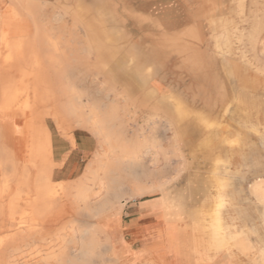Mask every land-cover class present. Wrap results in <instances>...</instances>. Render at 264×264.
<instances>
[{
	"label": "bare ground",
	"instance_id": "1",
	"mask_svg": "<svg viewBox=\"0 0 264 264\" xmlns=\"http://www.w3.org/2000/svg\"><path fill=\"white\" fill-rule=\"evenodd\" d=\"M175 1L190 11L187 21L199 45L207 43L206 28L216 33L214 38L221 39L220 31L231 25L234 29L244 26L250 30L249 43L253 47L260 43L264 56V39L258 36L264 30V0ZM58 2L61 9L48 16V75L40 80L36 72L40 63L34 58L31 73H24L32 80L18 91L19 105L13 111H6L14 115L31 112L38 122L28 123L30 126H26L17 143L0 142V264H218L212 263L217 259L211 254L223 251L227 254L224 264H234L230 254L232 236H224L229 226L224 225L220 211L212 213L213 222L208 225L194 223L187 238L183 198L170 196L165 189L168 181L145 184L136 171L146 156L151 157L153 164L160 161L159 155L169 161L166 153L153 137L144 141L147 144L153 141L146 147L130 144L126 137L127 117L137 120L142 109L148 111L146 117L152 127L172 131L177 143L190 126L213 128L206 117L209 114L193 115L178 99L164 106L165 100L157 101L155 89L142 91L145 76L149 75V71H144L142 58L153 59L154 71L166 67L174 58L203 61L208 57L207 51L200 50L198 45L189 47L184 42L189 40L183 36L170 41L162 34L153 33L143 34L141 38L142 43L150 44L149 48L146 44L144 47L128 44L127 22L142 32L154 31L164 24L134 12L124 0ZM8 12L11 20L18 19L12 8ZM242 36L238 34L239 40ZM221 45L218 40L217 49L230 54ZM14 55L21 59L24 49H14ZM233 66L234 74L240 67L235 62ZM182 70L206 74L212 67L204 63V67L193 70L182 66ZM256 72L262 74L264 70L259 68ZM241 78V88L249 96L262 84L256 74ZM229 94L203 92L200 99L207 111L212 112L216 104L224 107ZM39 101L47 106L42 115ZM243 103L239 99L234 109V113H240L241 124L259 122L264 117V104L259 105L255 100ZM220 111L225 115L229 108ZM45 117L52 120L59 134L73 146L77 130L96 139L98 151L79 181L54 180L61 164L55 161L54 137L44 123ZM141 148L146 149L145 154ZM128 184L129 193L125 192ZM158 191L162 192L161 214L152 230L140 227L139 221L125 227L122 213L126 198L137 200ZM216 193L217 206L224 207V195L220 191ZM252 193L264 203V182L256 183ZM79 215H87L89 220L81 221Z\"/></svg>",
	"mask_w": 264,
	"mask_h": 264
},
{
	"label": "rangeland",
	"instance_id": "2",
	"mask_svg": "<svg viewBox=\"0 0 264 264\" xmlns=\"http://www.w3.org/2000/svg\"><path fill=\"white\" fill-rule=\"evenodd\" d=\"M37 1L39 9L42 8L43 10L42 16H45V18L61 9L59 0ZM111 1L115 2V0ZM124 2L129 3L130 9L134 12L149 15L154 20L164 24V26L156 27L154 31L144 29L143 33L137 31L138 28L127 22L125 33L130 41L128 44L136 47H142L146 44L145 46L149 48L150 44L142 43L141 40L143 34L149 33H153L154 36L162 34L164 35L163 38L170 41H177L179 36H183L186 38L184 40H189V42L184 41L185 44L188 43L189 47L198 45L200 50L207 51L208 56L203 61L196 59L182 61V59L174 58L166 67H159L154 71L152 70L154 65H152L153 59L151 57L141 59L144 71H149V75L145 76L146 83L142 90L144 93L155 89L157 101L165 100L164 106L169 103L172 104L174 100L178 99L181 101L182 106L187 107L193 115L209 114L206 117L213 124V128L209 130L205 125H200V128L190 126L187 131L183 132V139L177 143L173 138L172 131H167L158 126L152 127L147 120L146 114L148 111L146 109L140 111L137 120L136 117L130 118L129 115L126 121V137L128 141H131L130 144L150 146L153 141L148 144L144 141L153 137L157 142L156 144L162 147L169 158V161H165L159 155L160 161L153 164L151 157L146 156L141 166L136 167L138 175L145 184H150L153 181H168L165 189H167L170 196H181L183 198V218L185 221L183 226L188 227L187 238L191 235V226L194 223L203 226L212 223V213L218 209L224 225L229 226L224 236L227 238L229 235L232 236L230 254L234 258V264H264V203L259 201L252 193V188L256 183L259 181L264 182V117L262 116L259 122L253 121L257 127L255 131L251 126L253 123L241 124L239 122L240 113H234L239 99L246 104L253 100L259 105L264 104V80H261L264 77V72L262 74L256 72V69L259 68L264 70V56L261 53L260 43L253 47L248 40L250 30L244 26L234 29L235 26L231 25L228 29L218 33L223 36L221 39L214 38L213 36L216 33L206 28L204 34L207 43L199 45L196 36L190 31V24L187 21L190 11H188V8H183L175 0H124ZM240 33L243 34L241 40L238 37ZM258 36L264 39V30ZM218 40L223 44L221 48L229 49L230 54H225L226 50L217 49ZM233 62L238 63L240 67L234 74ZM204 63L212 67V70L206 74H195V72L190 74L182 70V66L193 70L204 67ZM229 71L232 75L228 73ZM254 74H256L259 83L262 84H259L253 96H249L244 94L240 79L243 75ZM209 91L218 94L230 93V97L223 108L221 104L215 105L219 106L220 109L212 104L210 105L215 109V111H212L213 113L207 111L208 107L205 108V104L200 99L202 98L201 93ZM233 100L235 101L234 104H232ZM40 107L47 110V106H43L39 101V111ZM227 107L229 113L221 114L220 110ZM262 108L260 107V109ZM259 112L261 111L259 110ZM129 113H131V110ZM48 126L54 137L55 161L61 164V168L56 171L54 180L67 183L79 181L86 173L94 154L98 151L96 139L90 134L77 130L78 132L76 131L75 134L78 144L73 146L66 137L59 134L56 126L49 118ZM209 133L212 135L210 136ZM202 141L207 143L203 145ZM176 143L177 152L174 151ZM145 152L146 149L141 148V153L145 154ZM129 189L130 185L128 184L125 192L129 193ZM219 191L222 192L226 200L224 207L217 206L216 192ZM148 198L157 202L161 201L162 192L158 191L155 194L146 196L144 199L129 200L126 198L127 204L122 213L124 226L137 223L135 212L137 206ZM193 210L196 211V215H194ZM190 212L196 217L190 216ZM78 218L81 221L89 220L87 215H79ZM242 231L243 234L240 233ZM211 256L217 259L212 263L224 264L223 258L227 254L226 251L216 255L212 252Z\"/></svg>",
	"mask_w": 264,
	"mask_h": 264
},
{
	"label": "crops",
	"instance_id": "3",
	"mask_svg": "<svg viewBox=\"0 0 264 264\" xmlns=\"http://www.w3.org/2000/svg\"><path fill=\"white\" fill-rule=\"evenodd\" d=\"M9 8L13 9L17 20H11ZM39 8L37 0H0V142L17 143L22 139L26 126L38 122L31 112L14 115L6 111H13L11 109L19 105L18 91L32 80L25 74L31 73L34 58L40 63L36 70L40 80L48 75V17L42 16L43 10ZM18 48L24 49V55L19 60L14 55V49ZM40 111L42 115L43 107ZM44 123L48 126V117H45ZM160 204V201L148 198L137 206L135 212L140 227L152 230L161 214Z\"/></svg>",
	"mask_w": 264,
	"mask_h": 264
}]
</instances>
